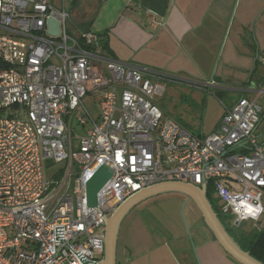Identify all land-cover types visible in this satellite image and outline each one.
Returning a JSON list of instances; mask_svg holds the SVG:
<instances>
[{"label":"built area","instance_id":"2783aa9c","mask_svg":"<svg viewBox=\"0 0 264 264\" xmlns=\"http://www.w3.org/2000/svg\"><path fill=\"white\" fill-rule=\"evenodd\" d=\"M69 22L49 0H0V264H103L108 218L165 181L207 191L213 181L223 213L259 221L262 105L241 97L198 136L158 104L167 80L192 82L111 58L98 32L75 34ZM89 96L99 97L97 117ZM50 160L65 165L48 174ZM102 164L113 175L90 207L86 185Z\"/></svg>","mask_w":264,"mask_h":264},{"label":"crops","instance_id":"0c3cea01","mask_svg":"<svg viewBox=\"0 0 264 264\" xmlns=\"http://www.w3.org/2000/svg\"><path fill=\"white\" fill-rule=\"evenodd\" d=\"M49 1L68 9L67 0ZM71 2L78 5L84 3L93 11L86 19L87 26H83L84 29L78 24L74 31L72 29L71 31L75 34L86 30L98 32L104 52L109 57L182 74L186 78L201 79L205 82L204 88L216 91L223 107L214 126L201 135H209L219 127L227 106H231L241 97L256 99L263 107L257 135L259 141L264 144V63L262 61L264 0H238V2L237 0H71ZM68 11L71 23L74 14L69 9ZM232 15L229 39L221 53V62L214 73V59L220 52L219 45ZM205 23L208 25L206 29L210 26L211 29L205 30ZM214 24L221 26L216 33L218 38L220 36V40L215 44L211 43L212 39L209 38L214 35V33L210 35V31L215 29ZM6 33L8 32L0 26V34ZM230 99H232L231 103L227 102ZM98 101V96H89L86 99L87 107L95 117L99 112ZM96 103L98 109L93 112L90 105L96 107ZM72 127L77 134L86 133L87 126L79 125L76 120L72 122ZM172 194L181 198L184 203L187 200L184 195ZM209 200L213 205L212 200L210 198ZM185 205H188L190 210L188 231L177 221L161 231L148 229L146 223L133 224L135 230L131 235L133 241L126 243L124 263L242 264L222 247L207 226L196 203L188 200ZM219 217L222 221L220 214ZM130 221L133 223L132 218L128 223ZM228 232L230 233L229 230ZM245 235L241 237L242 243L235 238L241 246L247 243L248 238Z\"/></svg>","mask_w":264,"mask_h":264},{"label":"rangeland","instance_id":"374dc122","mask_svg":"<svg viewBox=\"0 0 264 264\" xmlns=\"http://www.w3.org/2000/svg\"><path fill=\"white\" fill-rule=\"evenodd\" d=\"M238 2V0H237ZM76 3V2H75ZM68 9L74 14L72 16V20L70 24L71 29L73 30L81 24V28L84 29L83 26H87L85 24L86 19L92 14V10L90 7L83 3L82 5L72 4L71 0H67ZM234 14V13H233ZM233 15L231 16V21L228 24L225 35L220 42V52L214 59L213 63V71L215 73L216 67L221 62V53L226 46V41L229 39L230 27L232 25ZM81 22V23H80ZM84 24V25H83ZM215 26V29L210 31V35L214 33V35L209 36L211 43H216V41L220 40V36L218 38V30L221 26ZM208 26L205 23V30L211 29L210 27L206 29ZM82 30V29H81ZM74 31V30H73ZM94 31V30H93ZM72 32V31H71ZM217 35V36H216ZM167 73L185 79L186 81H190L193 84L186 83H176L173 81H166V91L164 95L158 99V104L163 109V111L167 114V116H171L181 122L186 128H188L194 134L201 136L202 133L208 132L214 124L218 120L219 113L221 111L222 102L216 95V91L211 89L204 88V81L201 79H191L183 77L182 74H175L166 71ZM204 78V77H203ZM197 83V84H196ZM200 84V85H198ZM203 85V86H201ZM237 98V97H236ZM232 99L227 102L231 103ZM90 105V104H89ZM93 112L96 111V107L90 105ZM65 163L57 164L54 161L50 160L47 165L48 174L57 170L60 167H63ZM208 187L210 188V196L214 205V209L217 211L218 215L220 214L222 218V222L225 227L230 231L232 236L236 238L238 241L242 243V238L246 231L253 232L256 230H260L264 228V214L262 215L260 221H242L238 226L235 225L236 218L231 214L223 213L219 207V199L215 196L214 183L210 181L208 183ZM264 204V198H263ZM189 206L185 205V203L175 196L172 193L161 194L157 196H153L140 204H138L124 219L120 233L118 238V264H125L124 261V249L126 250V243H131L132 233L135 232L134 225L137 222L146 223L150 230H158L170 226L171 223L177 221L179 224L184 226V228L188 231L190 230V218H189ZM133 219L128 223L130 219ZM129 225H128V224ZM134 224V225H133ZM128 225V226H127ZM147 227V226H146ZM238 232V233H237ZM130 239V241H129Z\"/></svg>","mask_w":264,"mask_h":264},{"label":"water","instance_id":"95a60500","mask_svg":"<svg viewBox=\"0 0 264 264\" xmlns=\"http://www.w3.org/2000/svg\"><path fill=\"white\" fill-rule=\"evenodd\" d=\"M49 23L53 26L50 33L58 34L60 31L58 23L53 19H50ZM112 175V169L102 164L87 182V202L90 207H94L98 204V193ZM166 193L184 195L187 198L185 203H187L188 200L194 201L216 239L235 259L242 264H264V262L254 257L249 251L242 248L228 232L208 198L207 186L203 185L199 187L192 183L181 181L160 182L143 189L126 200L110 218H108L105 227V255L103 264H117L119 233L122 223L129 213L141 202L153 196ZM239 223L240 222L236 220V225Z\"/></svg>","mask_w":264,"mask_h":264},{"label":"trees","instance_id":"16d2710c","mask_svg":"<svg viewBox=\"0 0 264 264\" xmlns=\"http://www.w3.org/2000/svg\"><path fill=\"white\" fill-rule=\"evenodd\" d=\"M207 194L211 199L209 187ZM245 237L248 238L247 243L246 245L242 244V247L249 251L254 257L264 262V228L253 231L252 233L248 232Z\"/></svg>","mask_w":264,"mask_h":264}]
</instances>
